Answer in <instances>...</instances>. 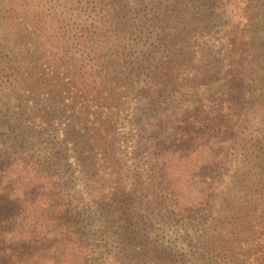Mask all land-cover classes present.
I'll use <instances>...</instances> for the list:
<instances>
[{
    "label": "rangeland",
    "instance_id": "obj_1",
    "mask_svg": "<svg viewBox=\"0 0 264 264\" xmlns=\"http://www.w3.org/2000/svg\"><path fill=\"white\" fill-rule=\"evenodd\" d=\"M228 1L0 0V68L20 56L4 70L18 73L0 72V154L30 160L66 140L84 264H264V0ZM228 23L255 38L247 84L237 104L211 103ZM79 118L92 150L67 132ZM210 155L203 185L188 178ZM29 166L9 171L36 211L45 187L32 189ZM33 213L24 223L54 248L66 226Z\"/></svg>",
    "mask_w": 264,
    "mask_h": 264
},
{
    "label": "trees",
    "instance_id": "obj_2",
    "mask_svg": "<svg viewBox=\"0 0 264 264\" xmlns=\"http://www.w3.org/2000/svg\"><path fill=\"white\" fill-rule=\"evenodd\" d=\"M253 1L249 0L248 2L252 4ZM225 11L231 13V10L225 9ZM24 36L25 34H23ZM220 38L224 53L222 54L223 58H220L222 61L219 63V69L221 70L219 77H222L224 72L226 77L222 78L223 83L218 88L220 91L217 95L218 97H211L212 99L209 98V101L211 103L219 101L220 103L225 99L227 102L237 104L247 84L244 80L247 75H242V71L248 66H244L248 61L246 54H248L249 48L254 44L255 38L250 31H246L244 28L240 29L238 25L232 23L224 24ZM19 57V54L9 56L7 61L4 62L5 66L0 68V72L4 73L5 76L18 73L19 71L4 70L5 68L17 70V65L13 64H17ZM236 57H239L238 61L235 60ZM247 72L250 75L251 72ZM145 77L144 85L150 88L149 94L151 97H158L163 94L165 86L160 80H157L153 75L150 77L145 75ZM210 106L208 105V111ZM1 112L2 109H0ZM215 112L216 110L212 111L213 114ZM206 120L208 121L209 118ZM76 125L70 124L67 132L74 140L78 139L80 142H85L87 150H92L89 147L90 142L93 143L95 140V135L90 133L92 128L86 125L85 118H79ZM2 126L9 128L6 123H3ZM212 130L213 126L208 123V133ZM93 131L98 132V129L93 128ZM73 139L68 140V142H72ZM209 140L210 138L206 140L207 145L210 143ZM65 143L66 140H61L40 145L38 153H32V159L30 160L24 159L19 150L11 151L5 155L0 154V264H84L87 262L91 245L78 233L79 230L76 226L79 205L73 203L72 195L70 194L74 188L69 179L73 174V168L71 163L67 162L68 155L64 152L66 149ZM75 144L77 145L79 142ZM206 146L204 147L206 148ZM212 155L207 157L208 161H205V163L201 162L197 169L189 170L186 174L188 178L197 179L203 185L204 179L210 175L207 172L208 167L206 164L213 161L215 157ZM90 163L93 162L91 161ZM13 164L21 165L22 170L30 164L27 168V176L28 182L32 184V189L45 187L40 193L42 203L39 204L37 201L41 205L39 210L35 211L34 207L31 208L33 199L30 207L25 206V202H21L25 194L17 192L15 188L14 182L17 177L14 176L13 171H9V167ZM60 180L64 181L61 182ZM31 194L35 198V190H29L26 193L29 196ZM123 194L127 195L124 192ZM121 202L124 203V199ZM197 204V201L194 204L189 203L190 207H188L187 211H190ZM123 209L125 211L124 206ZM32 211L35 213L40 211L44 215L47 214L60 221L62 227L63 224L66 226L63 233L60 231V237L54 241V248L45 247V239L39 240V234L33 235L35 234L34 229L24 223V219L28 220V218L31 221L33 219L35 222L37 221L39 214L36 213L34 215ZM26 213L31 214L30 217ZM53 234L56 235L57 233Z\"/></svg>",
    "mask_w": 264,
    "mask_h": 264
}]
</instances>
